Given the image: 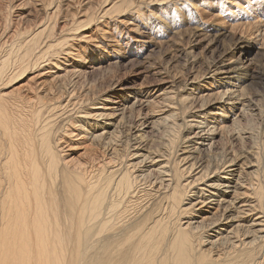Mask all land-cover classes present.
<instances>
[{
    "label": "bare ground",
    "instance_id": "6f19581e",
    "mask_svg": "<svg viewBox=\"0 0 264 264\" xmlns=\"http://www.w3.org/2000/svg\"><path fill=\"white\" fill-rule=\"evenodd\" d=\"M96 1L88 2L95 6ZM120 1L98 14L85 11L86 21L73 20L71 26L95 24L111 10L135 9L133 0ZM56 3L49 15L48 4L44 15L23 22V28L24 19L15 26L8 16L13 5H0V12L5 10L0 23V264H264L263 145L242 153L230 147L214 152L216 137L227 143V138L232 143L243 138L242 129L231 133L227 127L230 102L236 100L230 112L237 116V110L251 109L249 80L264 90V71L262 82H256L252 64L242 59L248 47L264 50V22L247 16L228 25L224 15L238 19L242 7L228 14L222 7L206 11V20L191 11L183 19L185 33L179 25L172 29L174 42L192 50L207 41L209 49L228 37L231 45L222 47V58L201 75L193 71L183 83L161 77L127 92L118 109L110 96L119 86L98 87L87 69L70 63L76 58L86 63L82 52L68 45L72 38L58 34L54 39L62 10ZM44 16L49 21L38 23ZM101 41L93 46L104 53ZM37 68L41 71L26 90L8 91ZM195 101L202 102L197 110ZM212 107L218 111L209 118L219 120V128L197 132L199 122L180 116L191 108L199 113ZM145 108L156 134L169 131L167 145L155 152L138 125L127 129L124 139L118 136L127 118L141 117ZM204 151L209 153L201 156Z\"/></svg>",
    "mask_w": 264,
    "mask_h": 264
},
{
    "label": "rangeland",
    "instance_id": "374dc122",
    "mask_svg": "<svg viewBox=\"0 0 264 264\" xmlns=\"http://www.w3.org/2000/svg\"><path fill=\"white\" fill-rule=\"evenodd\" d=\"M0 1H1L0 2L1 6L4 4L3 8H6L5 5L8 2L13 5V8L11 12H9L8 16L11 17L12 23L15 26H16V23H15L16 21L19 24H21L19 22L21 20L19 19L20 18L24 19L23 21H21L22 24L20 28H23L24 26L26 27V25L23 24V22L27 23L28 20H36L37 17L44 15L45 12L43 11L44 9L47 8L46 6H48L49 2L52 1L54 3H52L51 5L49 4L50 6L47 9L48 15L50 12L53 11L52 7L54 8V6L58 4L56 2H60L62 10H60L59 16L56 18V21L54 20L57 23L56 24L57 26L54 29L55 31L54 39L59 38L58 34H60V36L65 35L69 38L74 39V40L70 39V41L72 42L68 41V43L70 42L68 45L72 44L74 48L72 47L71 49L73 50L76 49V50L81 51L84 58H86V63H84L85 61L84 59H82V63H79L76 60L77 58L72 59L70 63H74L73 65L78 67V69H81V70L87 69V72H88L87 78H89V80L92 82L93 81L97 82L98 87H101L102 85H104V87H108L109 84L112 85L111 86L112 88L114 86H119V87H116V90L112 91L114 93H112L110 96L112 98V101H114V103L116 102L115 103L116 107H120L118 109H122L121 105L124 104L123 102L124 97L128 96L127 92L139 91L143 87L151 86L152 84L158 83V81L162 79L161 77L170 78L169 80L171 79L173 80L176 78V81L178 79L179 82L183 83V81L189 78L190 74L193 71H196V73L199 72L198 74L200 73L202 74V72H205L208 69L207 66H209L211 62L217 61L220 57L222 58V55H221L222 54L221 51H223L222 47L227 48L229 47V45H231L230 38L228 37L219 38L216 43L209 46L210 47L209 49L206 47L208 43L207 41L201 43V46H195L192 50L189 49L190 47L187 48L188 46L185 45L186 43H183L185 45V48L184 47L182 48L181 47L182 44H180L179 41H177L176 43L174 42L173 38H175L176 35H173V33H171L172 29L176 25H179L182 31L185 30V27L187 28V25H186L187 23L183 19H187L189 14H191L192 12H193L192 14H195L197 12L196 14H199L201 17H203L206 20V16H207L206 11H216V9L218 8L221 9L222 7L223 11L226 10L224 13L228 14L229 12L232 13L235 7L236 8L242 7V10H243L241 11L242 15H239L240 18L238 19L235 17L232 18L231 15H224V18L226 22H228V25L229 24L232 25L231 23L236 24L238 22H245V19L247 16H250V17L253 16L256 20H260L261 22H264V0H152V1L144 0L146 2L142 0H133V2H135V9L134 8L130 10L128 9L127 11L122 12V14H120L121 11L111 10L110 11L111 13L109 12L107 14L106 19L104 20L101 19L99 20L100 22L99 21L95 22V24L93 22L91 24L84 23L83 25L79 26L80 27L79 29H76L75 27L71 26L72 22L74 23L73 20H75L77 24L83 21L82 19H84L83 22H85L86 21L85 17H86L87 12L91 14L96 10L95 12H97L96 14H98L99 12H101V10H104L106 8L111 9V7L119 5L122 1L120 0H97L95 3L96 5L94 6L88 2L89 0H70L71 7H68L67 0H55V1L54 0H49V1L40 0V5L38 3L39 2L38 0H30L31 2L35 3L36 6L27 3V0H19V1L18 0H9V1L0 0ZM5 1L6 3H4ZM42 1L43 2L46 1L44 2L46 5ZM101 3L102 4L105 3V4L102 5ZM43 4L45 7L41 6ZM106 4H108L107 7H106ZM39 6H41L42 8ZM208 8L211 10H209ZM243 8L247 10L248 12L244 11ZM38 9H41V10H38ZM3 12H5V10L0 12V17H1L0 23H3L2 22L3 15L1 16V13ZM82 14H84V18ZM199 15H198V18H199ZM44 18L46 19L44 20ZM44 18L41 17V19H39L37 22L38 23L42 21L46 22V21H49L50 19L49 16H48V19H47V16H44ZM213 22L214 21H212L209 24L212 25ZM66 23H69L65 26V27L68 26L67 30H64V31H67V33L62 30L64 33L62 32L61 34L60 30ZM83 26H85V28ZM36 29H38V27L34 28V30ZM75 29L78 30V32H76ZM101 31L102 32L104 31L106 35L101 36L100 34L102 33ZM183 32L185 33L186 30ZM77 34L80 35L79 36L80 40L78 39ZM71 35L73 37H71ZM85 35L90 36L89 38L92 37L91 40H89V42L87 40L89 38L85 39L86 37ZM75 36L78 39V41L75 38ZM97 37H99L100 40H102L101 42L106 48V51H104V53L101 50L100 51L97 50L93 46L94 42H97V41L100 42L99 39L95 40ZM176 38L178 39V37ZM81 39H84V40H81ZM247 52L248 54L242 57V59L247 65L252 64L251 67L253 68L254 72H256L255 74L257 75V77L255 78V81L256 82L260 81L261 83L262 82L261 73L262 71H264V50L258 51L257 48L248 47ZM101 55L105 56L104 57L105 61L98 60L99 57H101ZM64 57L65 55L61 57L60 59L62 60V62H64L63 61ZM50 67L51 65L45 66L43 69L45 68L48 69ZM40 71H41L40 68H37L25 74L23 77L14 81V84L10 86L9 88H7L8 91L14 90V88L20 87V86H23V91L26 90L27 85L31 83L29 81L30 78L39 74ZM257 78H259V81ZM246 85H247L246 88L248 87L250 90L247 94H250V92L252 91L250 95H247L248 99H249V96H251V101H252V102L250 101L251 109L247 110L249 115L247 114V111H244L245 113L244 112L242 113L237 110L235 114L238 116L239 119L235 115L232 117V112L230 111L236 105L235 104L236 100L230 102L229 108L227 110L228 112L226 113V114H229L228 115L229 122H227L228 123L227 127L231 126V129H230L232 131L231 133H233L234 131L237 132L239 131V129L240 130L242 129L241 130L242 134L240 131L239 133L243 136V138L241 137L242 140L240 139V142L238 140H235L233 141V143L229 138H227V141H228L227 143L226 140L223 141L221 140V138L216 137L215 138L216 144L214 147L215 148L214 152L220 153L223 151V149H226L228 151L229 147L234 149V151L237 153L239 152L242 153L243 150L249 151L252 147L255 148V146L262 147L261 145H263L262 148H264V90H262L260 86H257L255 82L250 81V80ZM119 89L124 90L123 93L117 91ZM178 90L179 89H177V91ZM253 92H255L254 95L256 94L257 95L254 96L252 94ZM188 93L189 91H187V93L185 94L187 95ZM157 100L160 103L162 102V101H159V99ZM167 104H168L167 101L165 102L163 101V106ZM160 105L161 104L157 105L156 107L158 108ZM188 105L191 106V103H188ZM201 105H202V102L195 101L192 106H194L197 110ZM194 111L195 109L193 110L191 108V110L187 114H181L180 116L184 117V115H187L185 116L186 122H188V120L191 121L193 119L195 123L198 124L199 122L200 126L199 124L198 126L199 127L202 126V127L201 129H196L197 132H199L198 130L207 131L208 129H210V127L211 129H213L214 127L219 128L220 126V125L218 126L219 120L213 121L212 119L209 118L217 113L218 110L216 109V107L208 108L207 110H204L203 112H199V113L198 112L194 113ZM239 113L240 114L242 113V114L240 115ZM150 115H152V113H150L149 110L145 108V109H142L141 111V115H140L141 117L136 116L134 118H129V119L127 118V120L125 121V124L120 126L118 130L119 132L118 136L121 139H124L126 137V130L129 129L130 127L132 128L133 126L137 127L138 125L142 127V129L144 128L143 133H147L145 136L147 137L146 143L148 142L149 144L148 148H150L154 152L156 150L163 149L164 146L167 145V140L165 139V137L168 136L169 131H165V135L158 132V134H160L161 137L158 134H156L157 130L153 127L154 125L152 124L151 120H149ZM192 115L193 117H191ZM181 118L182 117H180V119ZM236 119H238V123L240 122L239 123L240 125L242 121L241 128L239 124L232 126V123H233L232 121ZM140 122H143L142 125ZM206 123H209L208 124L209 127L207 126ZM235 127L237 128L235 129ZM157 135L159 138L157 137ZM244 138H247V139H244ZM148 139H150L151 142ZM164 142H166V144H164ZM151 143L155 145L153 146ZM160 143L162 144L160 145ZM202 153L204 154L200 153L201 156L207 155L209 152L204 151Z\"/></svg>",
    "mask_w": 264,
    "mask_h": 264
}]
</instances>
